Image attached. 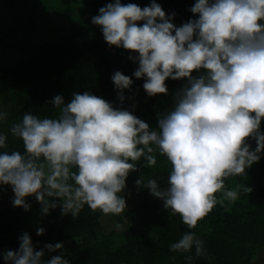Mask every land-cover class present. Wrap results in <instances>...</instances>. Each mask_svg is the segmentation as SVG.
I'll return each mask as SVG.
<instances>
[{"label": "clouds", "instance_id": "1", "mask_svg": "<svg viewBox=\"0 0 264 264\" xmlns=\"http://www.w3.org/2000/svg\"><path fill=\"white\" fill-rule=\"evenodd\" d=\"M189 11L194 18L177 26L176 13L166 14L155 0L143 8L113 0L98 9L91 23L137 67L132 76L113 73L114 101L89 91L72 92L67 101L55 95L46 101L58 110L54 117L26 111L0 131V186L11 187L14 207L29 211L26 198L34 196L41 215L59 207L61 216L75 218L87 205L120 216L128 176L138 165L155 166L158 152L171 165L167 186L140 177L135 186L189 229L170 251L185 254L187 264L193 249L195 257L206 256L192 229L218 204L238 199L240 186L227 189L225 180L245 175L264 156V0H196ZM133 77L143 79L148 97L169 95L168 79L183 81L171 110L156 114L155 128L133 114L135 104L124 105L134 99L125 96ZM7 118L0 111V124ZM8 134L22 141L23 152L9 151ZM18 239V249L0 253L4 264H70L62 251L44 259L63 242L35 250L27 232Z\"/></svg>", "mask_w": 264, "mask_h": 264}, {"label": "trees", "instance_id": "2", "mask_svg": "<svg viewBox=\"0 0 264 264\" xmlns=\"http://www.w3.org/2000/svg\"><path fill=\"white\" fill-rule=\"evenodd\" d=\"M113 0H0V108L8 113L0 131L7 133L10 124L18 122L24 112L38 117H54L56 109L46 104L55 95L69 100L72 92L89 91L111 102L116 91L111 77L121 71L132 76L137 65L128 59L129 52L109 47L91 17L98 9ZM166 14L176 13L177 26L194 18L189 9L196 0H155ZM141 8L151 0H121ZM51 20L65 26L58 35L43 26ZM142 23V22H140ZM46 33V34H45ZM133 55H135L133 53ZM196 75V73H193ZM133 91L125 90V107L135 104L134 115L156 127V114L172 108V94L183 81H165L169 95L148 97L143 90V79L133 77ZM138 89V91H137ZM264 132V119L261 122ZM9 151L23 152L19 139L8 134ZM255 148V142H251ZM155 166L138 165L139 171L130 173L126 180V194L132 203L123 216L115 218V228L103 231L101 212H92L87 205L80 214L61 216L59 207L48 215H41V205L33 197L26 198L30 210L7 205L9 186H0V253L16 250L19 237L27 232L35 250L45 244L63 242L58 252L45 254L50 259L62 251L70 264H187L185 254L170 251L186 225L180 217L171 216L163 202L153 198L147 189H137L139 177L145 182L158 179L167 186L171 165L156 153ZM239 185V197L234 203L218 204L195 231L204 241L206 256L195 257L192 264H264V156L246 169V174L225 180L227 189ZM218 199L221 194H217ZM115 217V216H114ZM116 224L121 227L117 228ZM43 227L45 233L36 235ZM263 258V259H262ZM0 264H4L0 257Z\"/></svg>", "mask_w": 264, "mask_h": 264}, {"label": "rangeland", "instance_id": "3", "mask_svg": "<svg viewBox=\"0 0 264 264\" xmlns=\"http://www.w3.org/2000/svg\"><path fill=\"white\" fill-rule=\"evenodd\" d=\"M44 28H46L47 30L50 29L52 32L57 33L58 35H63L66 32V28L65 26L62 27L61 29V25L58 21L56 20H51L50 22H48L46 25L43 26ZM46 34V33H45ZM5 108H0V111H4ZM130 195H126V203H127V210L130 208V204L132 203V199L130 198L131 193H127ZM12 198H13V192L11 190V187L9 186V195L6 199H4L5 204L10 205L12 204ZM101 221H102V225H103V231H105V233L107 231H110L111 229L115 228V218L117 216H112V215H108L105 216L101 213ZM123 216V213L120 215ZM263 259V258H262Z\"/></svg>", "mask_w": 264, "mask_h": 264}]
</instances>
